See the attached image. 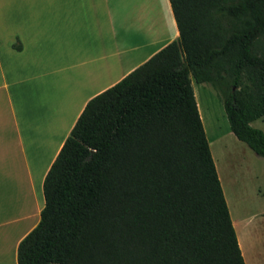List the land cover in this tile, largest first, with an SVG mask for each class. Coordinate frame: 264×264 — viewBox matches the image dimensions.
<instances>
[{
    "label": "trees",
    "instance_id": "obj_1",
    "mask_svg": "<svg viewBox=\"0 0 264 264\" xmlns=\"http://www.w3.org/2000/svg\"><path fill=\"white\" fill-rule=\"evenodd\" d=\"M179 37L92 97L17 264H245L191 78L264 157V0H169Z\"/></svg>",
    "mask_w": 264,
    "mask_h": 264
},
{
    "label": "crops",
    "instance_id": "obj_2",
    "mask_svg": "<svg viewBox=\"0 0 264 264\" xmlns=\"http://www.w3.org/2000/svg\"><path fill=\"white\" fill-rule=\"evenodd\" d=\"M178 37L169 0H0V264H17L45 175L86 103ZM242 159L227 150V183L213 160L245 264L251 247L264 264V236L248 238L264 234V178L244 189L233 167Z\"/></svg>",
    "mask_w": 264,
    "mask_h": 264
},
{
    "label": "rangeland",
    "instance_id": "obj_3",
    "mask_svg": "<svg viewBox=\"0 0 264 264\" xmlns=\"http://www.w3.org/2000/svg\"><path fill=\"white\" fill-rule=\"evenodd\" d=\"M190 78L196 101L199 102V105L202 107L200 113H202L204 120H202V117L201 120L213 155L212 157L218 161L221 177H223L225 183H227V176L229 174L227 171V150L238 152L243 158V161H241L243 164H235L233 166L236 167L235 173L238 174V177H240L241 180L242 177L245 179V184L243 186L244 189L253 190L256 187V182L253 181L254 175L258 173L259 177L264 178V157L255 155V153L244 143L237 141L233 135H229L230 127L227 116L215 89L207 83H198L193 77ZM251 125L255 128L263 129L264 131V116L253 121ZM244 150L250 152L252 157L254 156L253 158L257 161L256 164L249 160L248 154L244 152ZM262 236H264V234L261 235L259 230L252 228L248 236V238L250 237L249 242H256L257 239L259 241L260 239L263 240L264 238L262 239ZM259 241L254 243L256 245H261V242ZM251 245L253 246V244ZM257 250L258 247L250 248L249 256L250 260H252V264H260V261L256 260L257 258L255 256Z\"/></svg>",
    "mask_w": 264,
    "mask_h": 264
}]
</instances>
